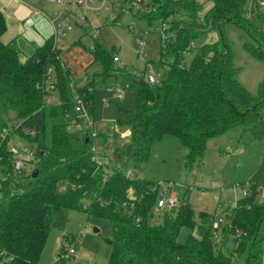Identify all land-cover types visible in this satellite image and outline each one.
<instances>
[{
  "label": "trees",
  "instance_id": "trees-1",
  "mask_svg": "<svg viewBox=\"0 0 264 264\" xmlns=\"http://www.w3.org/2000/svg\"><path fill=\"white\" fill-rule=\"evenodd\" d=\"M122 1L128 7L136 3L142 8L140 16L150 22H162V50L174 54L162 81H134L137 101L128 122L133 144L129 158L147 161L154 144L166 135L177 137L187 149V166L202 161L211 138L237 126L264 140V82L257 95L238 82L222 31L226 22L238 25L252 39L247 51L264 61V0H257L253 13L247 0H212L202 18L203 4L197 0ZM252 17L261 30L253 28ZM7 28L0 9V264H40L62 207L84 209L111 224L108 264H230L234 255H245V264H264V202L258 199L256 184L244 187V197L224 213H201L198 224L188 197L161 224H150L152 209L165 194L154 182L131 178L115 164L99 163L93 135L83 127V112L76 110L82 105L92 116L93 82L88 79L72 88L63 51L53 38L23 61L15 45L2 41ZM212 29L221 31V40L203 45L187 65L184 53L191 50L192 40ZM88 51L94 62L111 69L114 58L101 45ZM53 90L58 100L48 103ZM10 112L17 119L13 127L7 121ZM15 135L30 142L28 159L12 151ZM218 216L223 223L215 229ZM183 227L196 232L186 243L177 240ZM218 231L221 244L214 241ZM227 243L230 255L223 251Z\"/></svg>",
  "mask_w": 264,
  "mask_h": 264
},
{
  "label": "rangeland",
  "instance_id": "rangeland-1",
  "mask_svg": "<svg viewBox=\"0 0 264 264\" xmlns=\"http://www.w3.org/2000/svg\"><path fill=\"white\" fill-rule=\"evenodd\" d=\"M59 0H34L37 9L46 8L48 15L61 9ZM203 4L201 18L213 6L212 0H197ZM148 2V0H145ZM257 0H247L250 13L256 10ZM8 28L2 41L15 45L22 60L31 57L36 49L53 38V29L45 15H34L33 10L17 0H0ZM141 7H128L122 0H93L90 9L81 6L70 13L72 25L65 36L58 40L62 49V62L70 72L72 88L93 82L94 109L90 117L92 127L84 121L83 127L93 135V151L102 164H115L129 177L154 182L167 199L174 196L179 206L185 198L194 209L199 223V215L224 213L233 208L244 197L245 188L256 184L258 199L264 202V140H257L251 132L237 126L227 133L211 138L201 162L187 166V149L173 135H166L153 146L147 161L129 158L133 144L128 135V122L133 117L137 94L134 81H148L153 74L162 81L174 60L170 49L162 50L163 24L159 20L150 22L140 16ZM184 15V14H183ZM255 30L261 27L252 17ZM222 31L233 52V65L237 69V80L251 94L257 95L264 82V61L247 51L246 44L251 37L238 25L226 22ZM264 35V29L261 30ZM169 36L174 37L173 32ZM221 31L212 29L191 42V50L184 53V62L189 65L194 54L205 44L219 42ZM101 45L113 61L111 69L94 62L89 49ZM53 72V69H52ZM56 92L50 95L57 102ZM8 125L17 123L16 115L10 112ZM81 126H76L79 129ZM14 146L21 159L29 158L30 142L15 135ZM0 194V201H1ZM171 208L157 205L152 209L149 222L159 225ZM196 232L183 227L177 237L186 243ZM112 237L110 223L88 213L84 209L62 207L51 228L40 264H108L111 256L109 239ZM214 241L221 244L219 231ZM70 249L74 250L70 254ZM230 255L232 247H223ZM245 255H234L230 264H245Z\"/></svg>",
  "mask_w": 264,
  "mask_h": 264
},
{
  "label": "built area",
  "instance_id": "built-area-1",
  "mask_svg": "<svg viewBox=\"0 0 264 264\" xmlns=\"http://www.w3.org/2000/svg\"><path fill=\"white\" fill-rule=\"evenodd\" d=\"M19 3H22L28 7H30L33 10L34 15H45L48 17L49 22L52 26L53 29V40H54V46L58 49V40L65 36L66 32L68 30L71 29L72 25L69 22L70 19V13L75 11L76 9H79L81 6H84L87 9H90V4L92 3L93 0H59V4L61 6V9L58 11H54L51 15H48L46 12V8L43 7L42 9H37L34 7L33 3L34 0H17ZM136 6V3L133 4ZM63 47L60 49L62 50ZM118 59L115 57L114 61H117ZM52 74V70L50 69L48 71V75ZM148 81L151 84H155L158 82V80L156 79V77L153 74H150L148 76ZM78 96H75V99H77ZM78 101H80L79 99H77ZM48 103L52 102L51 97L48 98L47 100ZM76 110L79 112H83V115L85 117L84 121L86 122L87 125L92 127V120H91V116L85 111V108L82 105H78L76 107ZM12 151L14 152V154L18 155L19 154V150L14 147L12 149ZM32 155L31 152H29V156ZM22 165V162L20 160L17 161L16 166L17 168H19ZM159 208H164L165 206H168L169 208H173L175 206H177V202L175 200V197L172 196L169 199H167L166 194L164 195V197L158 202L157 205ZM223 223V218L218 216L217 220L214 222L213 227L215 229H218L220 227V225ZM70 254L74 253L73 249H70L69 251Z\"/></svg>",
  "mask_w": 264,
  "mask_h": 264
},
{
  "label": "water",
  "instance_id": "water-1",
  "mask_svg": "<svg viewBox=\"0 0 264 264\" xmlns=\"http://www.w3.org/2000/svg\"><path fill=\"white\" fill-rule=\"evenodd\" d=\"M141 84L144 85L145 82L144 81H141ZM36 175H37V172L34 173V176H36Z\"/></svg>",
  "mask_w": 264,
  "mask_h": 264
},
{
  "label": "crops",
  "instance_id": "crops-1",
  "mask_svg": "<svg viewBox=\"0 0 264 264\" xmlns=\"http://www.w3.org/2000/svg\"><path fill=\"white\" fill-rule=\"evenodd\" d=\"M127 133H128V135L130 136V128H129V130H128V132H127Z\"/></svg>",
  "mask_w": 264,
  "mask_h": 264
}]
</instances>
